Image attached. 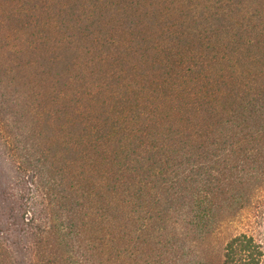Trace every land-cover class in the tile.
I'll return each mask as SVG.
<instances>
[{"label": "rangeland", "instance_id": "374dc122", "mask_svg": "<svg viewBox=\"0 0 264 264\" xmlns=\"http://www.w3.org/2000/svg\"><path fill=\"white\" fill-rule=\"evenodd\" d=\"M187 64L210 78L211 99L250 91L264 103V0H0V123L8 122L5 133L0 125V236L14 233L13 223L29 210L21 191L24 199L36 186L42 194L51 188L52 157L66 170L54 192L66 194L81 181L99 205L126 174L111 167L121 166L115 154L127 160L130 145L132 183L150 172L152 183L142 190L157 204L149 209L156 213L174 198L178 205L191 187L177 182L175 163L198 122L211 124L196 114L211 103L205 89L201 102L190 96L181 104V92L192 87ZM163 78L169 85L162 89ZM142 84L171 98L170 109L153 108L144 124L138 113L153 103L137 112L138 103L127 108L120 100L129 93L132 101ZM238 229L219 227L218 244Z\"/></svg>", "mask_w": 264, "mask_h": 264}, {"label": "trees", "instance_id": "16d2710c", "mask_svg": "<svg viewBox=\"0 0 264 264\" xmlns=\"http://www.w3.org/2000/svg\"><path fill=\"white\" fill-rule=\"evenodd\" d=\"M126 33L131 35V31ZM195 67L185 65L192 87L184 95L181 92V104L190 96L201 102L205 89L211 103L207 110L196 114L211 124L198 122L196 131L187 134L191 142L185 145L183 159L175 163L182 172L180 178L177 175V182L191 187L179 204L173 202L174 198L167 205L162 202L156 206V213L149 209L150 203L157 204L145 192L147 182L152 183L150 172L139 177H144V182L138 178L132 183L135 174L127 167L133 153L130 145L125 146L127 160L123 162L120 154H115L113 161L121 166L111 167L112 174H126L120 175L116 186L110 188L115 192L113 198L99 205L95 204L97 196L83 189L81 181L68 184L66 194L54 192V186L65 179L66 170L52 157L51 188L42 194L33 181L36 189L32 196L23 199L22 191L18 195L29 210H19L20 219L13 223L14 233L0 236V264H264L262 97H258V92H250V88L240 97L220 102L211 99L215 95L209 93L212 81ZM162 81L163 89L169 84L167 79ZM132 93L135 100L130 101L129 93L120 97L124 107H131L135 101L139 106L135 111L139 112L146 102L153 103L149 111L143 109L138 113L140 124L146 123L153 108L170 109L171 98L152 92L145 84L134 87ZM253 116L256 118L251 119ZM1 122L5 133L8 122L4 118ZM179 143L182 148L183 143ZM27 163L37 165L33 161ZM142 167L137 173H142ZM45 171L51 174L50 169ZM56 174L58 180H53ZM42 177L40 174L39 179ZM131 196L142 198L141 203L133 202ZM219 197H223L221 202ZM224 198L229 202L224 204ZM114 199L118 202L111 208ZM223 225L239 229L219 245L217 230Z\"/></svg>", "mask_w": 264, "mask_h": 264}]
</instances>
